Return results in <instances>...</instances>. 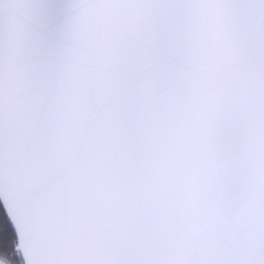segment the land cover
Instances as JSON below:
<instances>
[{
	"label": "snow or ice",
	"instance_id": "1",
	"mask_svg": "<svg viewBox=\"0 0 264 264\" xmlns=\"http://www.w3.org/2000/svg\"><path fill=\"white\" fill-rule=\"evenodd\" d=\"M0 264H264V0H0Z\"/></svg>",
	"mask_w": 264,
	"mask_h": 264
}]
</instances>
